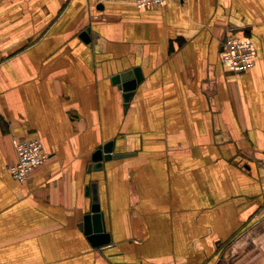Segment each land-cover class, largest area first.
Instances as JSON below:
<instances>
[{
  "label": "crops",
  "instance_id": "1",
  "mask_svg": "<svg viewBox=\"0 0 264 264\" xmlns=\"http://www.w3.org/2000/svg\"><path fill=\"white\" fill-rule=\"evenodd\" d=\"M30 137L48 160L18 183ZM0 264H264V0H0Z\"/></svg>",
  "mask_w": 264,
  "mask_h": 264
},
{
  "label": "built area",
  "instance_id": "2",
  "mask_svg": "<svg viewBox=\"0 0 264 264\" xmlns=\"http://www.w3.org/2000/svg\"><path fill=\"white\" fill-rule=\"evenodd\" d=\"M182 0H134L137 9H150ZM220 57L238 74L251 70L256 55L253 44L247 40L229 35L221 45ZM15 162L8 166L13 180L26 183L29 177L46 162L48 155L43 151L38 137H30L15 142Z\"/></svg>",
  "mask_w": 264,
  "mask_h": 264
},
{
  "label": "water",
  "instance_id": "3",
  "mask_svg": "<svg viewBox=\"0 0 264 264\" xmlns=\"http://www.w3.org/2000/svg\"><path fill=\"white\" fill-rule=\"evenodd\" d=\"M81 38L83 40H87V34L85 32L82 33ZM131 74L125 73L123 75L126 80L124 83H122L121 86L123 92L127 94V98L129 97L128 93H131V91L135 89V86L137 84V80L131 78ZM115 80H118V78H116ZM109 152V145L103 148L99 147L94 152V155L92 156V162L96 163L95 167H99L100 162L102 160H109L111 158ZM103 153H105V155ZM85 194L86 196H91L92 204L90 208V213L86 214L83 218V233L92 247L98 248L108 245L110 243V236L105 232L102 215L98 203V197H96L97 191L95 185L87 186L85 188Z\"/></svg>",
  "mask_w": 264,
  "mask_h": 264
}]
</instances>
